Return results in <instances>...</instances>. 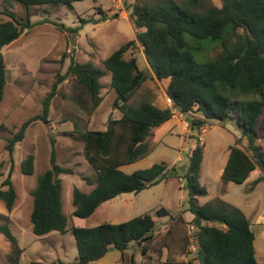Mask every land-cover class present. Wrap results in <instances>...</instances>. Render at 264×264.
<instances>
[{"label": "trees", "instance_id": "trees-1", "mask_svg": "<svg viewBox=\"0 0 264 264\" xmlns=\"http://www.w3.org/2000/svg\"><path fill=\"white\" fill-rule=\"evenodd\" d=\"M16 1L25 7L24 14L18 17L6 11L10 18L0 21V104L7 85L3 49L35 26L31 20V8L48 3L73 8L75 0ZM221 1L222 5L217 6L211 0H134L130 19L136 29L135 39L122 44L105 58V68L92 61L73 60L70 63L66 74L74 75L77 83L90 95L93 109L103 99L101 80L109 72L111 87L117 93L113 105L122 113L120 118H110L104 130L85 129L79 132L84 144V156L97 174L95 178L84 177L93 186L89 192L78 187L73 189L74 216L87 218L104 202L123 193H140L167 177L170 169L164 161L131 173L122 169L124 165L146 158L153 151L154 129L174 115L171 107H159L146 94L138 102H133L135 94L151 75L158 80L168 81L166 94L172 99L174 107L187 115L190 128L200 129L212 120L235 121L243 137L229 146L228 159L222 172L223 181L242 183L257 168L261 174L254 179L253 185L264 181V150L258 142L264 137V0ZM99 10L102 14L100 18L107 20L105 11ZM188 34L197 41H220L224 49L214 58L197 62L193 50H202V47L190 44ZM232 36L236 37L234 42L230 40ZM137 47L142 48L147 69L139 66L138 56L134 53ZM60 82L53 84L52 91L44 99L43 113L27 119L7 138L5 148L12 161L16 144L25 138L28 127L37 120L49 121L50 102ZM248 93L262 97L238 99L240 95ZM196 112L201 113V117L191 116ZM243 138L248 140L244 147L240 145ZM188 156L185 184L189 192L188 211L197 226L194 233L196 260L199 264H260L256 257L255 232L240 208L224 201L197 202L198 196L208 193L206 186L200 182L204 158V144L200 139ZM21 168L25 174L34 173L33 153L23 159ZM12 170L13 166L0 186V200L9 212L17 201ZM63 173L72 174L74 171L57 162L53 147L51 167L39 175L32 191L30 219L33 233L38 236L53 231H68V219L63 208V181L59 176ZM174 174L175 169L172 176ZM167 213L164 208L158 211L161 215ZM155 225L153 217L145 213L119 223L76 226L72 228L78 249L74 261L34 264H89L103 258L112 248L124 253L132 241L143 245V255L146 257L149 253L148 243L154 238ZM0 234L11 243L10 260L20 264L24 249L13 233L9 220L0 222ZM144 264H148L147 261ZM158 264L189 262L168 258Z\"/></svg>", "mask_w": 264, "mask_h": 264}, {"label": "rangeland", "instance_id": "rangeland-1", "mask_svg": "<svg viewBox=\"0 0 264 264\" xmlns=\"http://www.w3.org/2000/svg\"><path fill=\"white\" fill-rule=\"evenodd\" d=\"M133 2L134 0H75L73 8L51 3L34 6L31 8V20L35 26L3 49L7 85L0 104V186L13 166L12 179L17 191V201L14 209L9 212L0 200V222L10 221L12 231L24 249L20 264L50 263L57 260L72 262L78 254L73 227H92L103 222L119 223L145 213H149L156 224L146 257L143 255V245L132 241L124 253L112 248L104 258L89 264H144L145 261L148 264H158L168 258L199 264L195 258L196 224L188 211L189 192L185 184L188 155L199 139L204 144L200 182L206 186L208 193L198 196L197 202L205 204L224 201L240 208L249 218L255 232L258 262L264 264V181L253 185L261 171L258 168L252 171L242 183L222 180L229 146L243 137L241 130L231 119L223 122L212 120L200 129L190 128L188 121L187 130L182 128V124L187 125L185 121L189 118L179 111L174 112L172 120L154 129L153 151L146 158L122 167L131 173L164 161L170 169L167 177L140 193H123L104 202L87 218L74 216L73 189L78 187L89 192L93 186L84 177L95 178L97 174L84 156V144L79 132L85 129L104 130L110 118H120L122 113L113 105L117 93L111 87L109 72L101 80L103 99L96 109H93L90 95L77 83L75 76L66 73L73 60L92 61L105 68V58L122 44L136 38V29L130 19ZM211 2L217 6L222 5L221 0ZM100 8L105 11L107 20L100 18ZM6 11L21 17L26 9L16 0H0V21L10 18L5 14ZM239 32L242 33L243 30L240 29ZM187 40L194 46L202 47V50H193L194 59L200 63L214 58L224 49L220 41H197L189 34ZM230 40L234 42L236 37L232 36ZM134 53L138 56L140 68L147 69L142 48L137 47ZM64 75L65 78L60 80ZM56 81L61 82L50 102L49 121L37 120L28 127L25 138L16 144L12 161L5 148L7 138L27 119L43 113L44 99L52 91ZM167 82L151 75L135 94L133 102H138L146 94L159 107H170L168 95L166 96ZM261 97L260 94L248 93L240 95L238 99ZM193 115L201 117L202 114L196 112L191 114ZM247 142V138H243L240 145L244 147ZM258 142L264 150V137ZM53 147L57 162L74 171L72 174L59 175L63 181L62 198L68 231H53L38 236L33 233L30 219L33 208L32 191L39 175L51 167ZM30 153L35 155V171L28 175L23 173L21 165ZM162 208L168 213L158 214ZM11 250V243L0 234V264H14L9 258Z\"/></svg>", "mask_w": 264, "mask_h": 264}, {"label": "built area", "instance_id": "built-area-1", "mask_svg": "<svg viewBox=\"0 0 264 264\" xmlns=\"http://www.w3.org/2000/svg\"><path fill=\"white\" fill-rule=\"evenodd\" d=\"M168 103H169L170 107L173 109V112H178L179 111L177 108L174 107V103H173L172 99L169 96H168ZM194 229H195L194 230V232H195L197 230V226L196 225H195Z\"/></svg>", "mask_w": 264, "mask_h": 264}, {"label": "crops", "instance_id": "crops-1", "mask_svg": "<svg viewBox=\"0 0 264 264\" xmlns=\"http://www.w3.org/2000/svg\"><path fill=\"white\" fill-rule=\"evenodd\" d=\"M165 86H166V85H165ZM166 96H167V94H166ZM167 106H168V105H167ZM182 115H184V114H182ZM185 117L187 118V115H186ZM172 119H173V118H172ZM172 119H170V120H172ZM170 120H169V121H170ZM169 121H167V122H169ZM185 122H187V125L184 126V123H183V124H182V128L185 127V128H187V130H188V120H186ZM165 123H166V122H165ZM103 258H104V257H103ZM101 259H102V258H101ZM101 259H99V260H101Z\"/></svg>", "mask_w": 264, "mask_h": 264}]
</instances>
